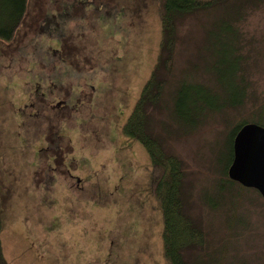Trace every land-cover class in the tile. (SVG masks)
<instances>
[{"label": "rangeland", "instance_id": "1", "mask_svg": "<svg viewBox=\"0 0 264 264\" xmlns=\"http://www.w3.org/2000/svg\"><path fill=\"white\" fill-rule=\"evenodd\" d=\"M233 10L177 19L153 126L181 163L187 212L210 232L209 263L264 264L262 195L247 187L240 196H217L233 130L264 124V5L243 8L237 19ZM161 20L160 0H29L14 39L0 38V249L7 264H169L150 155L124 132L159 59ZM232 22L243 58L231 81L238 95L245 90L237 106L223 93L220 99L215 73ZM184 85H192L184 96L188 117L173 106ZM202 95L223 108L199 113Z\"/></svg>", "mask_w": 264, "mask_h": 264}, {"label": "trees", "instance_id": "2", "mask_svg": "<svg viewBox=\"0 0 264 264\" xmlns=\"http://www.w3.org/2000/svg\"><path fill=\"white\" fill-rule=\"evenodd\" d=\"M28 2L29 0H0V38L2 40L11 41L14 39L25 18ZM259 2H262L264 5V0H160L162 41L159 59L151 77L143 87L140 98L128 121L124 125V132L129 137L138 139L150 155L154 169L153 192L160 203L163 214L164 253L169 264H211L208 260L211 259L210 257L214 251L211 248L212 245H208L210 232L205 230L202 221L198 222L187 212V197L181 163L177 157L164 149L162 133L157 132L153 126L155 121L153 113L161 110L162 104H164L163 95L166 81L162 73L172 69L173 54L177 42V19L202 11H208L212 8H223L228 13L232 11L233 4L235 7L233 11L235 13L232 18L237 19L242 15L243 8ZM51 20L48 17L46 21L50 23ZM234 24L235 22H232V24H228L223 29L224 32H227L224 35L226 39L223 43L227 48H222L223 51H220L224 55L220 58L219 66L215 73L218 83L217 90L220 92L218 96L222 100L223 95H225V99L230 100L231 105L237 106L243 102L245 90L241 86L242 94L240 92L239 95L241 96H239L234 81H231L234 71L238 68L239 61L243 58L240 54L242 48L240 32ZM234 38L237 40V46L232 45ZM217 39L223 42L222 36L218 35ZM227 42H230V44ZM227 53L230 56H225ZM232 54L235 55L233 58L231 57ZM190 87L192 85H186L176 92V103L173 106L177 115L188 117L189 111H184L186 102L184 96L187 95ZM197 88L200 89L199 86ZM222 90L223 92H221ZM221 93H223L222 96ZM199 100L200 103L197 107L200 110L199 113L204 112L206 109L221 110L224 106V103H221L222 101L216 106L211 98L204 97V95L200 96ZM184 119L187 120L186 118ZM244 124L233 130V136L229 145L230 160L223 171L226 176L217 185V196L220 199L224 196L226 198L227 193L231 195L230 192H236L238 193L236 195L240 196L241 192L247 190V187L232 180L228 175V169L234 156V138ZM255 192L258 196L260 195L258 191L255 190ZM1 228L2 221L0 220V231ZM0 264H7L3 258L1 249Z\"/></svg>", "mask_w": 264, "mask_h": 264}, {"label": "water", "instance_id": "3", "mask_svg": "<svg viewBox=\"0 0 264 264\" xmlns=\"http://www.w3.org/2000/svg\"><path fill=\"white\" fill-rule=\"evenodd\" d=\"M233 151L229 177L244 187L256 189L264 198V125L244 124L234 138Z\"/></svg>", "mask_w": 264, "mask_h": 264}]
</instances>
